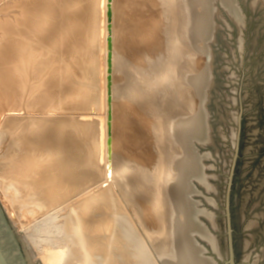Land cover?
Returning <instances> with one entry per match:
<instances>
[{
    "label": "bare ground",
    "instance_id": "6f19581e",
    "mask_svg": "<svg viewBox=\"0 0 264 264\" xmlns=\"http://www.w3.org/2000/svg\"><path fill=\"white\" fill-rule=\"evenodd\" d=\"M118 1L120 0H22L19 4L20 13L14 18L9 16L4 17L0 13V200L3 203L1 204L8 210H6V212H9V218L15 222L14 224L17 225L19 229L18 232L20 233L17 235L18 233L12 228L13 225H9L8 220L10 219H6L4 216L5 212H2V209L4 208H2L0 204V245L10 264H29L37 258L34 255L41 257L45 264H140L138 257L142 256L141 253L129 249L128 244L130 240L125 242V238L128 237L124 236L127 234L125 231L126 229L124 230V235L119 234L116 236V227H112L114 218L113 213H110L111 211H109V209L116 206L114 191L112 190L114 185L120 186L124 196L130 203L135 204L139 214H143L147 218L150 217L153 220L149 225H146L148 226L146 227V230L151 232V235L154 236L152 238L154 248L159 259L162 261V264H216L213 259H210L204 253V247L201 246V243L196 239V234L202 236L204 234L216 250L218 249V240L215 236L208 234V232L207 234L205 233V229L198 220L199 217L197 218L198 215L196 216L197 211L192 197H190V193L193 189V177L200 178L202 175L199 159L194 152V141L196 139L206 140V137H208L207 125L209 123L206 120V115L208 117V113L206 114L207 110H205L204 101L207 93L206 69L195 76L190 74L186 75L187 71H182L185 73L184 76L197 86L201 104L198 111L194 114H186L184 111L183 113L180 111V113H177V111H171L169 114V129L166 131L169 133L170 140L173 141L172 144H174L173 146H170L175 149L172 153L173 149L170 150L168 147L169 151L172 153L170 154L171 160L169 159L172 165L169 164L173 167V172L170 174L171 176H169V178H167L168 176L166 175V172L170 171H163L166 177L161 173L166 179L164 183L167 184L168 191L166 192L165 190L166 193H163V195H156L157 197L155 198L157 199L151 196L140 198L138 193L135 192V189L138 188L139 184H137V181L134 182V180H132L133 178L131 180L127 178L129 173H132L133 175V172L128 168L130 165H126L128 167L117 165L118 159L123 158L121 156L124 155L123 151L127 149V152L129 150L130 153L132 146L131 143H133V141H131L133 139L130 138L131 136H128L126 140L128 141V145L123 144V147L119 146L117 134L112 135L111 140L113 142V148L111 152L109 151L106 153V156L109 157L111 161V163H109L112 171L110 178L111 185L91 194H84L82 191H75V189L69 188V177H73L77 171H80L77 170L80 163L76 164L78 158L75 157H77V155L75 153L76 156L72 154L70 157L72 161L75 162V165L72 166V170L68 174L66 145L63 143L66 136L62 137L59 132L60 127L64 124L61 122L58 123V125H51L50 123H47L48 121L46 118L41 119L39 117H45V115L51 111H56L55 114H65V112L69 110L71 112H73V109L74 111H79L78 109L91 105L90 103L88 104V102L86 104L84 101L86 98H91L92 92H90L88 88L94 86L93 77L95 76L96 70L94 66L95 62H92V60L98 58V53L102 50L104 43L106 44V47H109L110 37L111 47L113 49L111 73H113L114 77L109 80V83L113 85L111 91L112 95H116V88L120 83L115 84L117 82H115V73L118 74V72L115 71L117 67V58L120 52L117 50V45L115 46V44H117V25L115 27V22L118 24L116 21L117 12L122 9L120 5V9L117 8L116 5ZM222 1L228 3L227 6L234 7L231 0ZM123 3H125L123 4L125 8H128L126 5L129 4V1L124 0ZM210 3V0H180L178 4L181 7V12L177 11L178 13H176L172 8L173 10L170 11L169 14L173 19L171 27H173L175 31L174 34H176L173 38V40L175 39L177 41L174 44V47L176 48V50L174 48L175 53L180 49L187 48L189 45L194 48L199 47L205 52L206 36H208L213 29V13ZM135 5H137V3ZM169 6L171 8V3ZM136 7L137 6H135V8ZM139 9H142V7ZM133 10L130 11L132 12ZM58 11L61 18H63L62 21H64V26L62 25L63 30L60 29L61 31H58L60 32L58 34L47 33L54 41L55 47L58 48L57 51L53 52L52 46L46 42L47 36L44 39V44H42L43 42L40 44L36 42L34 43L33 39H35V37L32 36V32L34 33V36H44L47 31L46 28L52 23L50 21L52 15ZM139 11L141 10H138L137 12ZM137 12L135 11L136 14H138ZM123 13L124 12L119 14ZM135 13H133V15ZM140 13L143 15L145 12L143 13L141 11ZM125 15L126 14L122 16ZM142 15L139 14L138 19L135 20L146 23V26L148 25V27L152 24L154 27L152 26L151 29H149V32H153L161 22H164L158 17L161 20H158L157 18L158 21L154 24L155 20L152 18L155 14L152 15V17L149 16V19L147 18L143 21L145 17L143 18ZM146 15L144 14V16ZM165 15L166 14H164V16ZM120 17L118 15V18ZM123 27L120 30H123ZM158 28L159 27H157V29ZM140 31L143 33L144 29L142 28ZM118 32L120 33V31ZM139 35L141 34L139 33ZM152 35L149 33L147 38L151 39ZM130 37L133 38L134 36ZM100 38H103L104 40L102 41V46L99 43L93 45L96 41L100 40ZM125 38L128 37L125 36ZM118 41L120 42V40H117V42ZM139 41L141 42V40ZM133 44L136 45V43ZM156 46L157 45H155V47ZM131 47L133 48L132 45ZM32 48H35L36 50ZM164 48L165 47L162 49ZM71 53L82 54V58H76L70 55ZM144 55H142V57L147 56ZM80 59H83L82 63L77 67L76 63ZM197 62L198 59H193L194 64H197ZM106 63H108V61ZM71 68L73 71L70 70ZM133 69L135 71V67ZM31 71L35 73V77L31 76ZM65 72H70L73 75H71L72 77H69L70 84L77 83L81 88H79L77 84L72 86L70 84H65L66 88H64L63 81L65 76L63 75ZM123 73L124 72L120 74ZM138 73H140V71ZM161 74L160 77L162 80H159L160 82H163L170 72H164ZM90 77L93 79L90 80ZM125 77H127V75ZM33 78H37V81H39L38 78H41L37 83V86L31 85ZM153 80L151 79L150 81ZM36 82L33 81V84ZM142 83L144 84L143 81ZM136 84L140 85L139 83ZM60 85H62L63 88H60ZM38 86L40 88L37 89ZM145 86L146 84H144L143 87ZM122 87L125 88V86ZM94 88L95 87H93L92 90H94ZM127 88L128 87L125 89ZM139 88L141 89L142 87ZM32 89L36 92V94L35 92H32L34 96L31 95ZM65 91H67V95L64 97ZM119 92L122 95L123 91L121 92L119 90ZM144 95L146 96V94ZM187 96H190V94H187L186 98ZM115 97L109 108L111 114L110 117H108V123L113 128H123L121 118L119 117V119L116 116V109H118L116 104L118 102L115 103L117 98ZM190 97H188V99ZM119 100H121V98ZM131 100L133 101V99ZM147 100H149V98ZM123 101L124 106L126 107L128 103L125 104V100ZM150 105L153 106L154 104L152 103ZM156 106L158 109V103ZM122 108H124L123 105ZM61 110L62 112H59ZM121 111L123 110L121 109ZM76 113L78 115L79 112ZM73 114L75 113L73 112ZM77 115L75 114V116ZM108 123L106 127H108ZM56 130L58 132L54 133ZM124 133L126 132L124 131ZM178 144L179 147H181L180 150L179 147H177ZM91 151L94 152L93 150ZM91 151H89L90 154H92ZM127 152L126 155H128ZM85 153L86 155H89V153ZM131 153L129 155H132ZM119 155L121 158H119ZM166 156L164 155V157ZM89 157L90 155L87 158ZM91 157V159L95 160L93 156ZM132 157L135 159V156L132 155ZM130 158L131 157L129 156L127 159ZM83 161L84 163H87V159L86 161L83 159ZM93 163L95 164L96 162L93 161ZM94 164L92 165L90 163L91 166L95 167L96 165ZM82 165L85 167V164ZM140 165L141 164L138 166ZM88 167L89 165L87 163L85 167V169L87 168L86 172L90 170ZM85 169L82 167L81 170L85 171ZM169 169L170 168L167 170ZM160 171H158V173ZM89 172L91 174V170ZM92 175L94 174L92 173ZM155 175L153 177H155ZM154 179L156 180V178ZM165 184L164 187L161 186L160 188H165ZM67 193L73 194L69 195ZM156 193H158V191ZM73 197L78 200L74 202L72 199ZM153 198L155 199L154 201ZM100 202L101 204L104 202L102 206V208L104 207V210L98 208ZM168 202L170 204H168ZM168 205L170 208H167ZM97 208L98 212L95 211V213H93V210ZM154 208L156 210H154ZM65 210H67V212H64ZM151 210L154 212L150 213ZM39 212L47 214V216L44 214L45 220L43 219V216H41L43 218L39 216L46 224L42 222V225L40 220L42 226L39 223H37L36 226H33L32 221L37 219L36 216ZM169 212L172 217L166 219L165 213H168L169 215ZM37 221H39V218ZM166 222L167 226L165 224ZM34 223H36V221ZM203 225L205 224L203 223ZM103 229H105V231ZM40 232L46 233L44 234L46 236L43 235L45 237V243L43 242V239L39 238V236H41ZM119 236H122L123 242L119 241ZM20 239L22 241L25 239V242L23 241V245L25 243L24 249H27L25 250V253L22 251ZM34 257L35 259L33 260Z\"/></svg>",
    "mask_w": 264,
    "mask_h": 264
},
{
    "label": "rangeland",
    "instance_id": "374dc122",
    "mask_svg": "<svg viewBox=\"0 0 264 264\" xmlns=\"http://www.w3.org/2000/svg\"><path fill=\"white\" fill-rule=\"evenodd\" d=\"M21 1L22 0H0L1 15L4 17L9 16L13 18L16 15H19V4ZM123 1L124 0L118 1L116 5L117 8H119L120 5L122 9L119 8L120 10L117 12L116 21L118 22V24H116L115 22V27L117 25V44H115V46L117 45V50L121 55H123L121 56L119 54L116 62L117 67L115 72H118V74L115 73V82L117 81L115 84L120 83L116 88L115 96L117 98L112 95L111 91L113 85L109 83V80L112 79L114 75L113 73L109 72L110 66L108 63H106L109 58V53L113 49L112 47H110V45L109 47H106L105 43L102 46V41L104 40L103 38H100V40L96 41L93 44H101L102 50L98 53V58L92 60V62H95L96 64H94L96 70L95 76L93 77L94 79L92 77L89 78L90 80H94V86H90V88H88L90 92H92V95L91 98H86V100L84 101L86 102V104L88 102V104L90 103L91 105L84 106L83 108L78 109L79 111H74L73 109L72 111L76 115V112H79L77 116H75V114H73V112H71L70 110L65 112V114L60 113L61 115L58 113L55 114L56 111H51L49 112L50 114L47 113L45 117L39 116L41 119L46 118L48 121L47 123H50L51 125H58V123L63 122L64 125L60 127L59 132L61 133L60 135L62 137L66 136L63 140V143H65L66 145L68 174L72 170V166L75 165V162L72 161L70 156L74 153L77 155V157H75L78 158L76 164L80 163L77 170L80 171H77V173L73 177H69V188L75 189V191H82V193L84 194H91L111 185L110 178L112 171L111 165H109L111 161L110 158L106 156V153H108L109 151L111 152L113 148V142L111 138L113 134H117L119 146L121 147L124 146L123 144L128 145V141H126L128 136H131L130 138L133 139L131 140L133 141V143H131L132 146L130 153L132 152L131 154L135 156V159L134 157H132V155H129V150L127 152L126 149L125 151H123L124 155H121L123 158H121V156L119 155V158L121 159H118L117 165H130L129 167H126H128L133 172V175L132 173H129V176L127 178H129L130 180L133 178L132 180H134V182L137 181V184H139L138 188L135 189V192L138 193L139 197L144 198L151 196L155 198L159 195H163V193H166L168 191V188L167 184L164 183L166 180L165 177L167 175V178H169V176H171L170 174L173 172V167L171 166L172 164L170 161V154L175 151V149L171 147L174 145L172 144L173 141L170 140L168 135L169 133H167L166 131L169 129V114L171 111H177V113H183L184 111V113L186 112V114H194L198 111V108L201 104L197 86L195 85V83L188 80L187 77L184 76L185 73H183L182 71H187L186 75L190 74L195 76L202 73L204 69H206L207 93L204 101L205 110H207L206 114L208 113V117L206 115V120L209 123L207 125L209 129L207 128L208 137H206V140L196 139L194 141V152L199 159L202 175L200 178L193 177V189L190 193V197H192L194 206L197 211L196 216L198 215L197 218L199 217L198 220L205 229V233L207 234L208 232V234L215 236L218 240V249L216 250L213 248L212 244L209 242L207 237L204 236V234V237L200 234H196V239L199 243H201V246L204 247V253L210 259H213L214 263L231 264L229 261V234L227 228L229 217L228 214H230L232 234L234 238V253H236L234 264H264L263 0H231L234 6L233 8L227 6L228 3L223 2L222 0H210V6L213 13V29L211 30L210 34L206 36L205 52H203L199 47L194 48L189 45L187 48L180 49L177 53H175L176 48L174 47V44L177 41L175 39L173 40L174 35L176 34H174L175 31L173 27H171L173 19L169 13L173 9V11H175L176 13H178L177 11L181 12V7L178 4L180 0H137V2L136 0H127L130 4L126 5V7L128 8H125V6L123 5L125 3H123ZM135 2L137 3V5H135ZM170 3L172 5L171 8L169 6ZM175 5L178 7H176ZM133 6L134 8L135 6H137L138 8L136 7L135 10ZM140 7H142V9H139ZM133 9L136 12L138 10H141L143 13L145 12V15H148H142V13H140L141 11L137 12L138 14H136ZM130 10L133 11L131 12ZM125 11L128 13H126ZM122 12L124 13L119 14ZM133 13H135V16L133 15ZM124 14H126V17L122 16ZM139 14H141L143 18L145 17L143 21H145L147 18L149 19V16L152 17V15L155 14L152 18L155 20L154 24L157 23L160 18L162 19L160 20L164 21L165 23L161 22L160 25L157 26L159 27L158 29L156 27V30L153 28L155 31L152 29L153 32H149V29H151L153 25L150 23L151 25L149 24V28L148 25L146 26V23L140 22L139 20L136 21L135 19H138ZM164 14L166 15L164 16ZM118 15L119 17H121L118 18ZM62 19L63 18H61L59 11L55 12L50 20L52 23H50V26L48 28H46L47 31L44 36H34V33L32 32V36L35 37V39H33L34 43L36 42L40 44L41 42H43L42 44H44V39L47 36V44L52 46L53 52L57 51L58 48L55 47L54 41L49 37L47 33H60L58 31L63 30L64 26V21H62ZM122 27L123 30H120L122 29ZM142 28L144 29L143 33L140 31ZM118 31H120V33ZM123 33L128 38H125ZM139 33L141 35H139ZM149 33L151 35L153 33L151 39L147 38V35ZM134 34H137L138 36H135ZM130 36L134 37L131 38ZM117 40H120V42H117ZM139 40H141L142 43ZM133 43H136V45ZM154 44L157 46L155 47ZM131 45L133 46V48L131 47ZM121 46L123 47V49ZM163 47L165 48L162 49ZM32 49L36 50L35 48ZM70 55L76 58H82V54L71 53ZM142 55L147 56L142 57ZM193 59H198L197 64L193 63ZM82 60L83 59L77 61V67L81 65ZM169 61L172 63H170ZM134 67L135 71L133 69ZM70 70L73 71L72 68ZM138 70L140 71V73H138ZM122 72L124 73L120 74ZM164 72H170V74L166 79L163 80V82L165 81L163 83L162 81L160 82V80H162L160 76L162 75L161 73ZM30 74L31 76L35 77V73H33V71H31ZM71 75L72 74L70 72L64 73V88H66L65 84L68 85L71 83L69 82V77L73 76ZM126 75L128 78L125 77ZM151 79L154 80L150 81ZM35 80L37 81V78H33L31 83L32 86H37V83L41 80V78H38L39 81L37 82ZM33 81L36 83L33 84ZM142 81L144 82V84H146L147 87H143L144 84L142 83ZM123 83H126L127 86ZM136 83H139L142 86L137 85ZM161 83H163L164 85ZM76 84L73 83L70 85L72 86ZM63 86L60 85V88H63ZM77 86L81 88L80 85L77 84ZM122 86H125V88L128 87L129 89H125ZM138 86L142 88L140 89ZM93 87H95L94 90H92ZM38 88L40 87L38 86L37 89ZM119 90L121 92L123 91L122 95L120 94ZM129 90H131L132 92ZM135 90L137 93L135 92ZM32 92L34 93L35 90L32 89L31 91V95L34 96ZM144 94H146V96ZM187 94H190L191 97L187 96L186 98ZM66 95L67 91H65L64 97ZM133 96L135 97V99ZM114 97L116 98V100H119L120 98L122 100H115V103L118 102V105L116 104V107L118 109L120 108L121 103V108L119 110L116 109V116L117 118H121L123 128H113L108 123V117H110L111 114L109 108L112 101H114ZM188 97L190 98L188 99ZM148 98L149 100H147ZM131 99H133V101ZM123 100H125V104L128 103L126 107L124 106ZM149 101L152 102L150 103ZM152 103L154 104V107L150 105ZM157 103L159 105L158 109L156 106ZM122 105L124 108H122ZM121 109L123 111H121ZM156 110L158 111V113ZM59 112H62V110ZM107 123L108 127H106ZM124 131L126 133H124ZM57 132V130L56 132L54 131V133ZM168 147L170 150L173 149L172 153L171 151H169ZM177 147H179V144L177 145ZM180 149L181 147H179V150ZM91 150H93L94 152H92ZM89 151H91L92 154H90ZM85 152L89 153L90 157L93 156L95 160L91 159L92 157L87 158L89 155H86ZM126 152L128 153V155H126ZM133 152H135L136 155ZM164 155L166 157H164ZM124 156H126L127 158H129L130 156L131 158L127 159ZM140 158L145 161H142ZM83 159L85 161L87 159L86 162L89 165L88 169L91 170V174L89 172L90 170L86 172L87 168L85 169V167L87 163H84ZM93 161H95L96 163L94 164ZM134 162L136 163V165ZM90 163L96 166H91ZM82 164H85V167ZM139 164L141 165L138 166ZM82 167L83 169H85V171L81 170ZM166 167L167 169H170L167 170ZM158 171L160 172L158 173ZM163 171L170 172H166L165 175ZM92 173L94 175H92ZM161 173H163V176L165 177H163ZM158 174H161L160 177ZM154 175L155 177H153ZM154 178H156V180ZM163 183L165 184L166 189L163 188ZM161 186L163 187L160 188ZM112 190L114 191L116 206L110 208L109 211H111L110 213H113L114 223L112 224V227H116V236L119 234L124 235L123 233H125L124 230L126 229L125 231L127 234H125L124 236L128 237L125 238V242L130 240L128 244L129 249L134 252L141 253L142 256L138 257L140 264H162V261L159 259V256L156 254L154 248L152 239L154 236L151 235V232H148L146 230V227H148L146 225H149L153 220L150 217L147 218L145 215H141L137 212L135 204L129 202V200L124 196L120 186L114 185V187H112ZM157 191L158 193L160 191V193H156ZM67 194L71 195L73 193ZM154 198L153 201L157 199ZM72 199L74 200V202L78 200L75 197H73ZM1 203L2 201L0 200V204ZM103 203L104 202H102L101 204L100 202V205L98 207L100 210L104 208H102ZM2 204L1 206L2 208H4L2 209V212H5L4 216L8 220L10 219L8 214L9 212H6L7 209ZM168 204L170 203L168 202ZM168 206L167 208H170V206ZM98 208L94 209L93 213H95V211L98 212ZM154 210L156 209L154 208ZM64 212H67V210H65ZM153 212V210L150 211V213ZM44 214V212L38 213L36 217L37 219L39 218V221H37V219H31L34 222L36 221V223L32 221L33 226H36L37 223L41 225V223L45 220V216H47V214H45V216ZM165 214L166 219L172 217L170 212L169 215L168 213ZM39 216H43L44 218H41H43L44 220ZM8 223L10 226L13 225L12 228L16 233H18L17 235H19V229L17 225L14 224L15 222L10 219L8 220ZM203 223L205 225H203ZM165 224L167 226V222ZM103 230L105 231V229ZM40 233L41 236H39V238L43 239V242L45 243L44 236L46 235L44 234L46 233ZM119 237V241L123 242L122 236ZM23 241L25 242V239ZM23 241L20 239V245H22V251L25 253V250L27 249H24L25 243L23 245ZM34 256L37 257L36 259L38 260H36L34 257L33 260H35L29 264H45L41 257H39L38 255Z\"/></svg>",
    "mask_w": 264,
    "mask_h": 264
},
{
    "label": "water",
    "instance_id": "95a60500",
    "mask_svg": "<svg viewBox=\"0 0 264 264\" xmlns=\"http://www.w3.org/2000/svg\"><path fill=\"white\" fill-rule=\"evenodd\" d=\"M110 15H111V12H110ZM109 39H110L109 45L111 47V37ZM108 64L110 66V72H111V70H112V66H111V64H112V51H110V53H109ZM228 215H229V217H228L227 228H228V234H229V240H228V252L230 254L229 255L230 256L229 261L231 264H234L236 253H234V238H233V234H232L231 215L230 214H228ZM0 264H10V262H9L8 258L6 257L1 245H0Z\"/></svg>",
    "mask_w": 264,
    "mask_h": 264
}]
</instances>
